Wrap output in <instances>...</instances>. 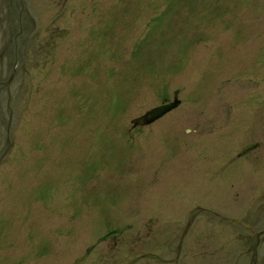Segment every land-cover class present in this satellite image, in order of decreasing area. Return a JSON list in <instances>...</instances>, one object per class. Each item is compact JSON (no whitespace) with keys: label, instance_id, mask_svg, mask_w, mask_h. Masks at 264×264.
<instances>
[{"label":"rangeland","instance_id":"rangeland-1","mask_svg":"<svg viewBox=\"0 0 264 264\" xmlns=\"http://www.w3.org/2000/svg\"><path fill=\"white\" fill-rule=\"evenodd\" d=\"M91 245L264 264V0H0V264Z\"/></svg>","mask_w":264,"mask_h":264},{"label":"water","instance_id":"water-1","mask_svg":"<svg viewBox=\"0 0 264 264\" xmlns=\"http://www.w3.org/2000/svg\"><path fill=\"white\" fill-rule=\"evenodd\" d=\"M181 91H182V89H178V90L173 92V98H172V101L170 103L155 107V108L147 111L144 115L133 119L131 121L133 127H137V126L144 127V126H147V125L155 122L156 120L160 119L161 117H163L168 112L174 110L180 104V101L178 99V94ZM256 147H257V144L256 145L247 146V147L244 148V150L242 151V153L240 155L242 156V155L246 154L248 151H250V150H252V149H254ZM130 228H131V226H124L122 228L113 230V231L107 233L106 235H104L103 237L99 238L96 241V245L100 244L102 242H106V241H108L110 239H112V241L115 243L116 239L124 231H126V230H128ZM94 247H95V245L89 246L85 250L84 255L75 261V264L79 263V262L83 261L85 258H87L88 255L90 254V252L94 249Z\"/></svg>","mask_w":264,"mask_h":264},{"label":"flooded vegetation","instance_id":"flooded-vegetation-1","mask_svg":"<svg viewBox=\"0 0 264 264\" xmlns=\"http://www.w3.org/2000/svg\"><path fill=\"white\" fill-rule=\"evenodd\" d=\"M159 120V119H158ZM133 128H135V127H133Z\"/></svg>","mask_w":264,"mask_h":264}]
</instances>
